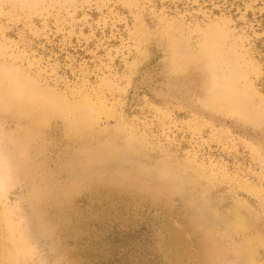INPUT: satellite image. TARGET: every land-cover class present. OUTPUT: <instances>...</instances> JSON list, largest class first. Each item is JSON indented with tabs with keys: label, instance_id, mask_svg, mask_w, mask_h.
<instances>
[{
	"label": "rangeland",
	"instance_id": "374dc122",
	"mask_svg": "<svg viewBox=\"0 0 264 264\" xmlns=\"http://www.w3.org/2000/svg\"><path fill=\"white\" fill-rule=\"evenodd\" d=\"M0 72L29 264H264V0H0Z\"/></svg>",
	"mask_w": 264,
	"mask_h": 264
},
{
	"label": "bare ground",
	"instance_id": "6f19581e",
	"mask_svg": "<svg viewBox=\"0 0 264 264\" xmlns=\"http://www.w3.org/2000/svg\"><path fill=\"white\" fill-rule=\"evenodd\" d=\"M30 1V0H29ZM208 36V35H207ZM11 71H9L10 73ZM20 82V80H19ZM25 83V81H24ZM22 83V84H24ZM29 83V82H28ZM21 83H18L17 78L15 77V75H10L6 72H0V107H4V108H12L15 111H18L20 108H22V115L23 116H28L32 119L33 117V105H35L36 100L38 99L36 97L35 94H27V90L26 87L23 85H20ZM27 84V83H26ZM32 89V88H31ZM42 92V91H41ZM27 94V95H26ZM27 101V103H26ZM38 103L46 110L49 109V100H37ZM71 104V103H70ZM30 105V107H29ZM37 105V104H36ZM85 105L88 106V104L86 103ZM82 107L83 105H79V107ZM74 108L76 107L75 105L73 106ZM78 107V106H77ZM76 107V108H77ZM24 108V109H23ZM89 111H91V113L94 111V109L92 108H88ZM93 110V111H92ZM4 111V110H3ZM42 111V110H41ZM40 113V111H39ZM56 113V111H55ZM90 113V112H89ZM96 113V112H95ZM37 114V113H36ZM11 115V114H10ZM38 115V114H37ZM85 115V113H84ZM97 115V114H96ZM2 116V115H1ZM83 116V115H81ZM41 116H39L40 118ZM27 118V117H26ZM43 119V118H42ZM26 120V119H25ZM45 120V118H44ZM33 121V120H32ZM40 121V120H39ZM45 121H48L47 119ZM76 124V123H75ZM76 126V125H75ZM78 127V126H77ZM45 128V126H44ZM80 128V127H79ZM27 129V128H26ZM1 130V129H0ZM21 130V129H20ZM28 130V129H27ZM19 131V130H18ZM25 131V130H24ZM19 132H22L19 131ZM38 134V133H37ZM40 134V133H39ZM11 136V135H10ZM34 136V135H33ZM15 137V136H14ZM37 137V136H36ZM11 138V137H10ZM35 138V137H33ZM4 139V138H3ZM12 139V138H11ZM19 139V137L17 138ZM16 139V140H17ZM32 139V138H31ZM9 140V139H6ZM21 140V137L20 139ZM13 141V140H12ZM25 143L26 140L24 139ZM23 141V144H25ZM6 143V142H5ZM16 143V142H15ZM2 144V143H1ZM0 144V145H1ZM7 145V144H6ZM10 145V144H9ZM14 146L16 144H13ZM28 145V144H27ZM25 146V145H24ZM24 146H20V148L18 149L17 152H23L24 151ZM1 147V146H0ZM3 147V146H2ZM17 146H15V149L17 150ZM14 149V150H15ZM26 149V148H25ZM112 149V148H111ZM15 150V151H16ZM13 151V149H12ZM10 152V151H9ZM95 153V152H94ZM98 155V152H96ZM95 153V154H96ZM2 150L0 148V229L3 232V238H4V242H6V244L4 246H2L0 248V259H1V263L0 264H29L30 261H32V254H33V247L30 245V242H28L26 235L22 234L19 230L20 228H18L19 226H14L13 223L11 222V220L7 217V207L5 205V201H6V196H7V192L8 189L11 187V181L12 178L15 177L13 176V172L11 171V167H10V163L8 162V157H4V155H2ZM101 154V151H100ZM103 155V153H102ZM101 155V156H102ZM108 156V155H107ZM10 157V156H9ZM17 157V156H16ZM97 158V157H96ZM105 158V157H104ZM95 159V157H94ZM101 159V158H99ZM103 159V158H102ZM15 160V159H14ZM27 160L28 157H27ZM96 160V159H95ZM12 161V160H11ZM99 161V160H98ZM97 162V160H96ZM27 163V162H26ZM22 165V164H21ZM21 168V167H20ZM22 169V168H21ZM15 170V169H14ZM13 170V171H14ZM26 170V169H25ZM24 170V171H25ZM17 171V170H16ZM19 171V170H18ZM21 172V171H20ZM170 171L167 172V170H165L162 174H164V178H165V182H168L169 184H175V180L173 179L172 175L173 173H169ZM19 173V172H18ZM24 173V172H23ZM28 173V172H27ZM25 174V173H24ZM161 174V175H162ZM22 175V174H21ZM161 177V176H159ZM163 180V179H162ZM14 184V183H13ZM10 214V213H9ZM10 216V215H9ZM12 219V218H11ZM236 224H234V222H232V232H234V230H240L242 229V227L244 228L243 223L241 222L240 219H235ZM231 226H228L231 228ZM227 227V229H228ZM245 230V229H243ZM18 234V236L16 235ZM209 238V237H208ZM206 239V238H205ZM210 243L211 239H207ZM206 241V240H205ZM207 243V241H206ZM183 244H185V241L183 242V239L181 238V236H179V238L177 239V243L175 246L176 248H181L183 246ZM238 244V243H237ZM250 244L249 242H246L245 246L239 250L238 252H236V255H234L235 260L237 258H240L241 260H243L246 264H248L249 262L247 261L249 258H251L253 256V254L251 253L250 250ZM220 250L222 251V249L220 248ZM217 251V250H215ZM218 253V252H217ZM221 253V252H220ZM219 254V253H218ZM222 254V253H221ZM231 255V254H230ZM211 259V258H210ZM213 260V259H212ZM211 261V260H210ZM40 263V262H39ZM231 263V262H230ZM241 263V262H240ZM227 264V263H226ZM250 264V263H249Z\"/></svg>",
	"mask_w": 264,
	"mask_h": 264
}]
</instances>
